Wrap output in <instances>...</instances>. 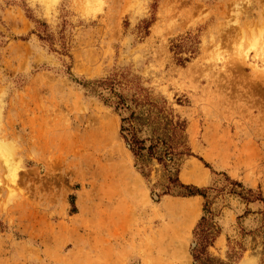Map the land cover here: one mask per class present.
<instances>
[{
	"label": "rangeland",
	"instance_id": "obj_1",
	"mask_svg": "<svg viewBox=\"0 0 264 264\" xmlns=\"http://www.w3.org/2000/svg\"><path fill=\"white\" fill-rule=\"evenodd\" d=\"M0 141V264H262L264 0H0Z\"/></svg>",
	"mask_w": 264,
	"mask_h": 264
},
{
	"label": "trees",
	"instance_id": "obj_2",
	"mask_svg": "<svg viewBox=\"0 0 264 264\" xmlns=\"http://www.w3.org/2000/svg\"><path fill=\"white\" fill-rule=\"evenodd\" d=\"M102 83L107 84L111 82L104 80ZM115 107L117 109L128 108L122 95L118 94V100L115 102ZM145 119L146 117H143L140 113L131 112L129 116L122 118V122L125 123V125L121 127V131L125 132L123 137L128 143L132 152L135 155L142 157H143V151L146 149V147L144 146L145 140L137 135L136 131L134 130L133 123L143 124V121H145ZM156 147L157 144L154 143H152L147 147L146 151L148 153V157H152L153 154H156V151L154 152ZM166 149L169 150V153L172 152L170 147L166 146L164 150ZM233 183L236 184L237 186H241L240 183L238 182H233ZM180 186L185 190V193L182 194L183 196L200 195L206 199L207 197L206 193L207 190H209V187L199 188L192 184L181 183ZM241 197L243 199L248 200V202L249 201L264 202V197L262 196L261 193H258L255 197L252 198V200L247 197H243V196ZM207 206L208 204H205V207L203 208L205 214L200 217L193 232L194 241H193V246L191 248V256L193 259V264H231L230 262H225L221 258L212 255L208 251V247L213 245V242L219 233V229L218 227L216 228V226L213 224L212 218L208 217V214L209 216H211L212 213ZM249 233L253 234V241L255 240L256 237L261 238V241L263 243L262 264H264V224L261 225L259 228L250 231ZM244 249L245 248L241 247L242 250L241 252H237L234 249H232L229 255L230 257L229 259H233V261L238 260L241 257Z\"/></svg>",
	"mask_w": 264,
	"mask_h": 264
},
{
	"label": "bare ground",
	"instance_id": "obj_3",
	"mask_svg": "<svg viewBox=\"0 0 264 264\" xmlns=\"http://www.w3.org/2000/svg\"><path fill=\"white\" fill-rule=\"evenodd\" d=\"M0 148L2 150H4L5 152L9 153L11 147H10V144L8 142L0 141Z\"/></svg>",
	"mask_w": 264,
	"mask_h": 264
},
{
	"label": "crops",
	"instance_id": "obj_4",
	"mask_svg": "<svg viewBox=\"0 0 264 264\" xmlns=\"http://www.w3.org/2000/svg\"><path fill=\"white\" fill-rule=\"evenodd\" d=\"M145 197L147 198V195Z\"/></svg>",
	"mask_w": 264,
	"mask_h": 264
}]
</instances>
